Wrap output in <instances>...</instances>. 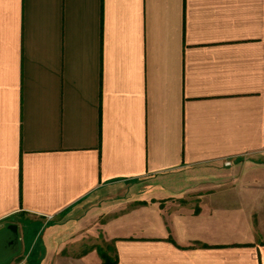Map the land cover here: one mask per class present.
<instances>
[{"label":"crops","instance_id":"obj_1","mask_svg":"<svg viewBox=\"0 0 264 264\" xmlns=\"http://www.w3.org/2000/svg\"><path fill=\"white\" fill-rule=\"evenodd\" d=\"M94 195L115 264H264V0H0V231Z\"/></svg>","mask_w":264,"mask_h":264},{"label":"rangeland","instance_id":"obj_2","mask_svg":"<svg viewBox=\"0 0 264 264\" xmlns=\"http://www.w3.org/2000/svg\"><path fill=\"white\" fill-rule=\"evenodd\" d=\"M189 202L181 200L185 205ZM103 204L97 195L81 201L74 211L62 215L64 228L50 241L43 238L46 222L14 217L0 231V264H85V253H98V247L113 257L107 248L111 244L100 232Z\"/></svg>","mask_w":264,"mask_h":264},{"label":"trees","instance_id":"obj_3","mask_svg":"<svg viewBox=\"0 0 264 264\" xmlns=\"http://www.w3.org/2000/svg\"><path fill=\"white\" fill-rule=\"evenodd\" d=\"M107 248L109 249L108 251L115 252V248L112 245H108ZM97 249L99 256L103 260V264H115L117 262V258L111 257L103 248L98 247Z\"/></svg>","mask_w":264,"mask_h":264},{"label":"built area","instance_id":"obj_4","mask_svg":"<svg viewBox=\"0 0 264 264\" xmlns=\"http://www.w3.org/2000/svg\"><path fill=\"white\" fill-rule=\"evenodd\" d=\"M225 164H226V165H230V164H231V161H230V160H226V161H225Z\"/></svg>","mask_w":264,"mask_h":264},{"label":"water","instance_id":"obj_5","mask_svg":"<svg viewBox=\"0 0 264 264\" xmlns=\"http://www.w3.org/2000/svg\"><path fill=\"white\" fill-rule=\"evenodd\" d=\"M30 264V263H29Z\"/></svg>","mask_w":264,"mask_h":264}]
</instances>
